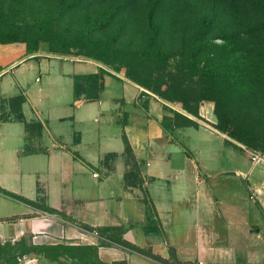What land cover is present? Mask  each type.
Segmentation results:
<instances>
[{
    "label": "rangeland",
    "instance_id": "1",
    "mask_svg": "<svg viewBox=\"0 0 264 264\" xmlns=\"http://www.w3.org/2000/svg\"><path fill=\"white\" fill-rule=\"evenodd\" d=\"M0 30L24 32L36 49L46 55L53 51L59 56L75 58L34 59L30 61V68L6 74L5 80L10 83L13 95H24L21 112L25 120L38 122L39 119L44 124L39 138L35 129L23 133L21 125H14L25 137L37 140L35 144H27L26 149L48 146L45 141L48 142L49 136L65 139L75 135L95 143L99 139L100 150L106 144L121 145L119 121L122 123L124 118L116 111L105 112L109 104L105 99L110 92L109 85H116L119 90L122 85L119 79L179 102L211 96L216 100L218 112L252 135L264 137V0H0ZM93 72L102 78L104 86L98 98L80 105L74 103L76 99L85 98L73 97V77ZM158 99L196 123V129L198 126L212 127L204 119L183 112L180 103ZM213 121L217 123L215 117ZM216 132L203 128L181 129L173 133V137L207 170L206 185L198 186L205 201L208 204H240L255 210L264 235V219L254 205L264 204V162L251 164L248 151L242 145L237 144L239 150L226 144L225 140L236 143ZM175 156L172 155L173 161ZM259 156L264 158L262 154ZM144 157L141 156L145 161ZM30 159H41L36 165L45 163L41 151L31 154ZM94 167L84 176L89 188L93 186L91 172L101 171L98 165ZM34 179L31 175L32 182ZM96 182L101 183L100 180ZM194 189V183L188 184L187 192L193 194ZM37 195L44 197L42 193ZM189 200L193 204L192 199ZM54 202L50 200L46 205H59ZM180 204H174V213L163 227L167 241L178 254L184 251V245L194 242L187 236L195 230L193 219L181 215L187 213L189 209L184 204L189 203ZM66 205V211L77 209L81 212L83 217L78 219L86 223H92V213L88 211L94 210L93 215L102 212L97 204L89 206L88 211L75 208L73 204ZM105 206L111 209V220L123 227L128 225V220L137 222L140 219L139 206H135V210L131 207L123 210L119 220L116 218L118 205ZM7 209L18 213L22 207L9 204ZM65 218L82 229L84 224ZM100 221V226L107 225L106 221ZM146 226H150L149 221ZM220 227V224L215 225L219 234L223 230ZM84 231L89 238L78 237L61 244L94 246L103 243L117 251V258L126 252L103 241L95 232L93 236V231ZM135 231L136 235L140 232L137 228ZM185 235L187 238L183 241ZM135 237L136 246L145 243L141 232L138 237L142 238ZM251 243L259 246L254 236ZM29 246L24 239L0 240V264H50L48 261L86 264L74 257L67 258L65 254L56 258L54 253L38 260L25 254ZM185 252L178 256L180 261L187 259L188 262L182 264H200ZM108 258L97 257L100 264L108 263ZM138 261L149 264L144 259ZM114 263L127 264L125 260ZM173 264L180 262L174 260Z\"/></svg>",
    "mask_w": 264,
    "mask_h": 264
},
{
    "label": "crops",
    "instance_id": "2",
    "mask_svg": "<svg viewBox=\"0 0 264 264\" xmlns=\"http://www.w3.org/2000/svg\"><path fill=\"white\" fill-rule=\"evenodd\" d=\"M36 53L39 55L27 54L22 43L0 44V112L4 108V102L15 96L11 91L10 83L5 80L7 73L30 68V61L34 59H63L52 54L46 55L39 50ZM119 82L122 84L119 90L116 85H109L110 92L105 97L106 103L109 104L105 112L116 111L124 118L122 123L119 121L121 135L129 147L136 167L134 176L127 182L123 180L128 168L124 164L123 143L121 145L116 143L114 147L111 146L112 144H106L100 150L99 139L95 143L75 135L65 139L49 136L48 140L45 139L48 141H45V145L48 146L41 149L34 146L26 149L28 152L23 154L26 145L35 144L37 140L33 141V138L25 137L18 130V126H14L18 123L12 117L0 122V240L24 239L28 246H52L63 242L69 243L78 237L89 238L83 234L85 231L74 223L60 216L45 213L42 208L46 207L63 212V216L91 228L122 227L123 241L139 250H148L153 256L162 259L165 264H173L174 260L180 264L187 263V259L182 261L178 259L179 254H183L184 251L188 257L194 258L200 264H264V261H260L264 259V251H260L261 248L264 249V235L261 226L257 223L255 210L240 204H208L205 195H202L198 189V186L207 183L205 180L209 177L207 170L173 137V133L177 134L181 129L195 131L203 128L217 133L215 129L201 126L196 129L176 125L172 121V108L136 84L122 79H119ZM16 84L18 85V82ZM103 87L101 83L100 90ZM22 96L24 97L23 93ZM86 101L76 99L74 103L80 105ZM197 109L198 117L214 125V117L210 118L212 103L203 102ZM173 111L188 119L182 113ZM37 121L43 128V122L41 123L39 119ZM37 151L43 152L45 156L43 166L39 163L35 164L41 159H30L31 154ZM109 154H113L114 157H106ZM174 154L177 157L175 161L172 160ZM142 155L145 156V161L141 158ZM149 162H151L150 166ZM94 164L98 165L101 171L91 172L93 186L89 188L84 183V176L89 172L88 170L95 168ZM92 174L96 177H92ZM31 175L35 177L33 182ZM96 180H100L101 183ZM191 182L195 185L193 194L189 193V190L187 192V186ZM3 193L23 198L36 206L16 201ZM37 193H42L44 197L38 198ZM190 198L193 204H190ZM50 200L59 205L47 206ZM177 203L184 204L189 209L187 213L181 215H189L193 219L195 228L194 232L191 231L187 236L194 242L184 245V251L179 254L167 241L169 239H166L163 230L174 213V204ZM9 204H20L22 209L18 213H11L7 209ZM66 204H73L83 211H88L89 206L97 204L102 212L93 215L94 210L88 211L92 213V223H86L78 219L83 215L77 209L66 211L68 208ZM105 204L118 205L119 214H115L118 220L122 219L123 210H129V207L135 210V206H139L140 219L137 222L126 219L129 226L123 227V224L111 220L113 214L110 207ZM103 205L104 207H101ZM254 205L264 219V204ZM100 220L106 221L107 225L100 226ZM148 221L149 227L146 226ZM216 224L221 225L219 228L223 229L221 234L215 230ZM135 228L143 234L145 242L143 245L134 244L135 236L137 239L142 238L138 237L140 232L134 234ZM252 236L259 241V248L251 243ZM187 237L185 235L183 241ZM113 245L126 252L117 258V251L112 246L99 247L98 259H101V256L109 257L106 264L122 260L127 264H141L138 261L141 259L149 264H162L126 247ZM131 253L135 256H131Z\"/></svg>",
    "mask_w": 264,
    "mask_h": 264
},
{
    "label": "trees",
    "instance_id": "3",
    "mask_svg": "<svg viewBox=\"0 0 264 264\" xmlns=\"http://www.w3.org/2000/svg\"><path fill=\"white\" fill-rule=\"evenodd\" d=\"M12 43H22L25 46L27 54H34L37 52L35 44H32L28 39L27 35L24 32L18 31H2L0 30V44H12ZM50 54H58L53 51H49ZM66 54V53H65ZM105 75V74H103ZM133 82V81H132ZM102 78L97 76V74H85V75H77L73 77V84H72V94L73 97L76 99L79 96H84L87 101L95 100L98 98V93L101 88ZM136 84V83H134ZM140 87V85L136 84ZM144 90L147 88L141 86ZM148 91V90H147ZM151 93V92H150ZM155 95L157 98L166 100L168 102H177L181 104V110L186 114L190 115L193 118H199L197 114L198 102H209L213 104L212 114L217 120V123L212 125V127L218 131L223 133L226 137L233 140L236 144H233L227 140L224 142L226 144L232 145L233 147L240 150L237 144L242 145L243 148L247 151L257 152L259 154L264 155V137H258L252 135L249 131L244 128L237 126L234 122L230 121L224 114H221L217 110L216 100L211 96H198L196 101H190L185 99L182 102L169 99L168 96L162 93H151ZM25 99L22 95H15L4 102V108L2 112H0V122L3 120L12 117L14 118L15 122L21 125L23 133L31 132L33 129L37 132L38 138L41 134L42 127L38 122L35 121H26L22 112L21 106L24 103ZM172 121L176 125L182 127H192L196 128V124L191 120L185 118L184 116H180L179 114L173 112ZM122 143H123V152L124 155V164L128 167L127 172L123 175L124 182L129 181L130 178L134 176V172H136L135 163L133 162L132 156L130 154L129 147L122 136ZM28 151L26 148L23 149V154L27 153ZM33 153V152H31ZM106 157H114L113 154H109ZM106 158L104 159V161ZM6 196L20 201L27 205L36 206L32 202L25 200L20 197L13 196L12 194L3 193ZM42 210L47 213L48 215H57L66 219L65 216L61 212H57L56 210L43 207ZM82 229L86 231H93L95 232L99 238L103 239V241L120 245L126 247L130 250L138 252L147 258L165 264V262L157 256H153L148 250H139L134 246L127 244L125 241L121 239L122 234V227H102V228H91L86 225H82ZM108 247L107 244H96L94 246H65L62 244L59 245H52V246H29L25 254L32 255L34 258L38 260H43V258H49L54 253L56 258H59L61 254H65L67 258H76L79 261H83L86 264H100L97 259V249L99 247ZM50 264L51 261H48ZM103 264V263H102ZM115 264V263H113Z\"/></svg>",
    "mask_w": 264,
    "mask_h": 264
},
{
    "label": "built area",
    "instance_id": "4",
    "mask_svg": "<svg viewBox=\"0 0 264 264\" xmlns=\"http://www.w3.org/2000/svg\"><path fill=\"white\" fill-rule=\"evenodd\" d=\"M248 155H249V161L251 162V164H257V163H263L264 162V158L259 156V153L257 152H253V151H248ZM92 177H96L95 174H92ZM93 236H96L95 233H92Z\"/></svg>",
    "mask_w": 264,
    "mask_h": 264
},
{
    "label": "water",
    "instance_id": "5",
    "mask_svg": "<svg viewBox=\"0 0 264 264\" xmlns=\"http://www.w3.org/2000/svg\"><path fill=\"white\" fill-rule=\"evenodd\" d=\"M29 55L37 56L39 54L38 53H34V54H29ZM56 56L60 57V58H63V59H70V60H74L75 59L74 57H69V56H59V55H56Z\"/></svg>",
    "mask_w": 264,
    "mask_h": 264
}]
</instances>
